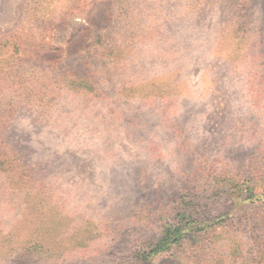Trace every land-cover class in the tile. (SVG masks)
<instances>
[{"label": "rangeland", "instance_id": "obj_1", "mask_svg": "<svg viewBox=\"0 0 264 264\" xmlns=\"http://www.w3.org/2000/svg\"><path fill=\"white\" fill-rule=\"evenodd\" d=\"M0 42V264H264V0H0Z\"/></svg>", "mask_w": 264, "mask_h": 264}, {"label": "trees", "instance_id": "obj_2", "mask_svg": "<svg viewBox=\"0 0 264 264\" xmlns=\"http://www.w3.org/2000/svg\"><path fill=\"white\" fill-rule=\"evenodd\" d=\"M1 43L2 42H0V45H1ZM5 71H6V74H9V76H11L12 74H11V71L9 72V71H7L6 69H5ZM181 227H178V229H176V231H177V234H180V232H181ZM162 242H164V240H162ZM162 246V245H161Z\"/></svg>", "mask_w": 264, "mask_h": 264}]
</instances>
